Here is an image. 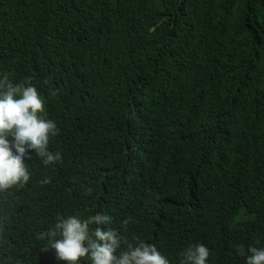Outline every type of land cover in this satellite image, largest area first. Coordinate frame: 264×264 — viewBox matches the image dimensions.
Here are the masks:
<instances>
[{"label": "trees", "instance_id": "trees-1", "mask_svg": "<svg viewBox=\"0 0 264 264\" xmlns=\"http://www.w3.org/2000/svg\"><path fill=\"white\" fill-rule=\"evenodd\" d=\"M5 74L31 78L62 162L28 149L29 182L0 192V264H65L39 235L96 213L170 264L264 248V0H0Z\"/></svg>", "mask_w": 264, "mask_h": 264}, {"label": "clouds", "instance_id": "clouds-1", "mask_svg": "<svg viewBox=\"0 0 264 264\" xmlns=\"http://www.w3.org/2000/svg\"><path fill=\"white\" fill-rule=\"evenodd\" d=\"M58 92L59 89H49L51 97ZM43 112L44 102L31 78L19 83H13L7 74L0 78V192L29 182L30 172L25 163V157L30 156L28 149L35 150L45 166L62 162L60 152L49 150L50 137L58 135L59 128L54 120L45 119ZM40 183L49 184L51 180L45 178ZM82 187L85 194L93 192L92 187ZM132 220L133 217H127L123 225L126 227ZM111 222L112 217L104 213L87 219L58 216L54 228L38 238L46 241L45 250L54 249L57 259L65 264H80L81 258H89L91 264H170L153 243L138 240L133 244L112 228L90 230L94 223ZM122 245L125 250L117 254ZM237 251L245 255L242 246ZM248 252L246 264H264V248L251 246ZM181 255V264H207L210 250L203 243L192 244Z\"/></svg>", "mask_w": 264, "mask_h": 264}]
</instances>
